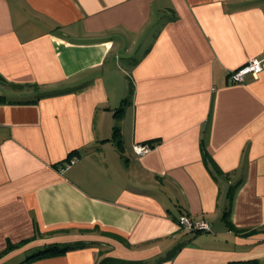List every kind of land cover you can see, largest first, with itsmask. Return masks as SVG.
I'll return each mask as SVG.
<instances>
[{"label":"crops","instance_id":"crops-1","mask_svg":"<svg viewBox=\"0 0 264 264\" xmlns=\"http://www.w3.org/2000/svg\"><path fill=\"white\" fill-rule=\"evenodd\" d=\"M252 59L261 73L232 83ZM8 241L0 264L79 242L24 264H264V0H0Z\"/></svg>","mask_w":264,"mask_h":264},{"label":"trees","instance_id":"trees-1","mask_svg":"<svg viewBox=\"0 0 264 264\" xmlns=\"http://www.w3.org/2000/svg\"><path fill=\"white\" fill-rule=\"evenodd\" d=\"M133 93V86L130 83V86L128 88V93L126 95L125 98L122 99L120 105L118 106V108H116L114 110V117L116 119V121H118V119L122 116L125 107L129 104L130 102V98L132 96ZM119 126L117 124L114 125L113 127V131H112V135H111V139L114 138L116 140V142H120V135H119ZM151 144V143H148ZM79 151L78 150H74L72 151L67 159L65 160V163L69 164L73 159L77 158L79 155ZM202 159L204 164L207 167H211V159L210 156L205 152L202 151ZM62 166L65 167L64 164H62ZM210 173L213 175L214 178H216L217 175H220V173L218 172L217 169H215V167L212 165V167L209 169ZM233 189L231 188L230 191H232ZM232 193H229V205L231 204V200H232ZM226 215L229 214L228 210L225 213ZM183 216L180 215L178 218H176V222L179 225V227L183 230H185V228L183 227V225L181 224L179 218ZM185 217V216H183ZM186 218V217H185ZM187 219V218H186ZM188 220V219H187ZM189 223L194 224V222L188 220ZM227 224H229V228L232 230L233 227L230 225L229 221H227ZM203 230H186L187 234H190L192 236H195L199 233H202ZM236 232H240V231H236ZM27 241L21 242V244L26 243ZM189 242V241H187ZM187 242L184 243H178L177 245H175L168 253L167 255L163 258V260H172L175 255L178 253V251L181 249V247H183ZM20 245V244H19ZM17 245H13L11 244L9 241L6 244L5 249L1 252L0 256H4L5 254H7L8 252H10L11 250L18 248L19 246ZM88 246L87 243H83V242H79V243H73V244H51V245H46L44 247H42L41 249L36 250L35 252H33L31 255H29L28 257H26L21 263L19 264H24L25 262H29L31 260L34 259H39L42 257H46V256H51V255H59L62 253H65L67 251H71V250H75V249H80V248H84ZM99 264H147L146 262H133V261H116L113 259H109V258H105L103 259ZM230 264H262L260 261L258 260H250V261H245V262H235V263H230Z\"/></svg>","mask_w":264,"mask_h":264},{"label":"built area","instance_id":"built-area-1","mask_svg":"<svg viewBox=\"0 0 264 264\" xmlns=\"http://www.w3.org/2000/svg\"><path fill=\"white\" fill-rule=\"evenodd\" d=\"M262 71V63L261 61H258L256 59H252L248 61L245 65L231 71L229 73V78L232 83H243L245 80V77L247 75H253L254 77L258 76ZM153 147L152 144L143 143V144H135L132 146V151L135 155H143L150 151V149ZM74 159L72 160V162ZM181 224L185 228V230H206L207 226L205 223H189V221L181 216L179 218Z\"/></svg>","mask_w":264,"mask_h":264}]
</instances>
